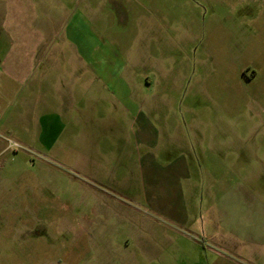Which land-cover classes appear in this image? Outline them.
I'll list each match as a JSON object with an SVG mask.
<instances>
[{"label": "rangeland", "instance_id": "1", "mask_svg": "<svg viewBox=\"0 0 264 264\" xmlns=\"http://www.w3.org/2000/svg\"><path fill=\"white\" fill-rule=\"evenodd\" d=\"M87 1L94 8L118 1L134 24L148 22L147 43L130 44L128 39L115 45L111 35L110 45L102 47L122 57L147 48L152 83L145 100L153 104H145L142 112L147 120L180 123L179 132L175 128L170 135L184 138L191 161L200 166L186 180L180 178L187 186L184 211L189 220L167 221L151 207L127 205L153 222L141 228L139 221L142 245L134 247L119 216L106 221L103 215H91L94 201L82 198L88 181L78 168V154L52 161L20 147L15 150L21 161L7 156L5 168L18 174L0 168V183L17 184L23 195L21 203L0 205V264H247L225 246L242 236L238 222L227 220L226 198L233 187H240L234 189L240 195L248 183L264 180V0ZM37 5L41 9L43 0ZM133 23L125 34H133ZM60 47L65 53L64 44ZM179 78H185L182 103L163 107L167 98L178 96L168 91ZM194 89L203 94L188 103ZM250 193L256 196V189Z\"/></svg>", "mask_w": 264, "mask_h": 264}, {"label": "crops", "instance_id": "2", "mask_svg": "<svg viewBox=\"0 0 264 264\" xmlns=\"http://www.w3.org/2000/svg\"><path fill=\"white\" fill-rule=\"evenodd\" d=\"M77 1L43 0L39 9L37 0H0V168H7V156L11 162L15 157V162L21 161L19 150L7 148L6 139L40 159L60 161L75 152L88 181L83 182L82 198L94 201L91 215H103L106 221L119 216L127 224L126 238L134 247L141 246L139 221L141 228L153 222L127 205L151 207L167 221L187 222V186L182 187L180 178L186 180L200 166L191 161L184 138L170 135L175 128L179 132L180 123L147 120L142 112L145 104H153L145 100L152 83L147 48L137 47L124 57L103 51L111 35L115 45L128 39L130 44L147 43L148 22L134 24L118 1L101 8ZM132 23L133 34H125ZM91 27L97 31L91 33ZM184 84L185 78H179L172 90L169 87L168 92L178 96L167 98L163 107L182 103ZM201 94L194 89L187 102H196ZM261 100L264 105L263 94ZM5 172L18 174L13 167ZM247 185L240 195L234 191L240 187H233L226 198L227 220L238 222L242 236L225 246L247 264H264V180ZM251 189H256V196ZM20 193L17 184L5 180L0 183V205L21 203Z\"/></svg>", "mask_w": 264, "mask_h": 264}, {"label": "built area", "instance_id": "3", "mask_svg": "<svg viewBox=\"0 0 264 264\" xmlns=\"http://www.w3.org/2000/svg\"><path fill=\"white\" fill-rule=\"evenodd\" d=\"M6 145H7V148L12 149V150L20 148V146L17 142H14V141L9 140V139L6 140Z\"/></svg>", "mask_w": 264, "mask_h": 264}]
</instances>
